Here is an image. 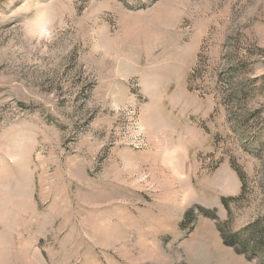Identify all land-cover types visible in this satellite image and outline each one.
<instances>
[{"label": "rangeland", "instance_id": "rangeland-1", "mask_svg": "<svg viewBox=\"0 0 264 264\" xmlns=\"http://www.w3.org/2000/svg\"><path fill=\"white\" fill-rule=\"evenodd\" d=\"M0 264H264V0H0Z\"/></svg>", "mask_w": 264, "mask_h": 264}]
</instances>
